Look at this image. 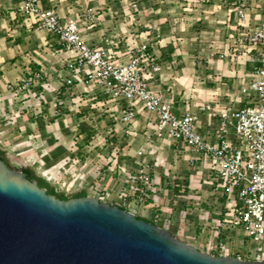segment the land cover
Listing matches in <instances>:
<instances>
[{
	"label": "crops",
	"instance_id": "0c3cea01",
	"mask_svg": "<svg viewBox=\"0 0 264 264\" xmlns=\"http://www.w3.org/2000/svg\"><path fill=\"white\" fill-rule=\"evenodd\" d=\"M241 1L213 0L199 4L197 0H145V3L137 0H41V5L64 18L80 19L81 36L91 47L122 55L130 47L148 44L155 64L161 69L153 74L151 87L163 93L177 116L188 113L197 116L199 132L206 141L214 143L221 113L247 107L256 96L249 86L259 61L249 60V52L239 44V38L264 21V7L262 11L256 10L253 0H245L246 20L240 22L236 8ZM18 9L15 0H0L1 116L12 112L18 101L31 94H40L42 90L52 93L59 90V96L73 87H83L89 94L92 89L88 91L89 88L78 81L71 88L65 86L70 77L67 64L72 53L63 47L55 34L40 29ZM88 10H92V15ZM38 72L43 73L48 83L42 82L29 92L19 89L18 85L25 78ZM27 100L21 104L34 101ZM33 103L39 110L35 119H42V103ZM106 103L120 116L128 108L126 102L110 100ZM202 106L210 109L203 111ZM52 110L55 114L57 105ZM136 116L131 126L133 134L124 131L130 142L126 157H120V161L131 164L137 152L144 149L154 187L159 193L163 194L164 188L173 189V195L180 192V188L188 189L189 195L185 198L193 201L186 204L190 206L197 202L201 211L207 214L203 216L217 218L224 198L217 187L211 163L180 143L157 139L151 130L154 115L140 109ZM234 132L230 127L226 139L235 142ZM159 193L158 206H163ZM151 203V206L139 209L141 215L138 217L159 222L161 226L163 220L173 217V235L195 236L199 243L208 238L209 231L203 230L202 221H196L202 215L197 219L189 216L185 220L182 215L180 223L181 220L171 214L172 208L158 209Z\"/></svg>",
	"mask_w": 264,
	"mask_h": 264
},
{
	"label": "built area",
	"instance_id": "2783aa9c",
	"mask_svg": "<svg viewBox=\"0 0 264 264\" xmlns=\"http://www.w3.org/2000/svg\"><path fill=\"white\" fill-rule=\"evenodd\" d=\"M15 1L19 4L20 13L33 20L40 29L55 34L63 47L72 53L67 64L70 72L65 83L67 88L78 81L89 89H100L116 100H124L128 108L122 112L120 121L126 126V134H133L131 126L138 111L143 109L155 116L151 130L157 139L180 143L211 163L224 201L217 218L201 217L202 228L209 231L210 236L199 247H195L214 256L264 262V21L239 38V44L249 52V60L259 61L249 86L256 96L247 107L221 113L217 140L210 143L199 132L197 116L190 113L177 116L163 93L151 87L153 74L161 69L155 64L148 44L130 47L122 55H113L106 49L91 47L86 42L81 36L80 19L64 18L54 10H45L41 0ZM212 1L197 0V3ZM244 9L245 0L236 8L240 22L246 20ZM92 13V10H88L89 15ZM43 79L42 72L33 73L18 87L29 92ZM55 92L59 94V90ZM209 109V106L201 107L203 111ZM230 127L235 131V142L226 139ZM115 163L114 169L111 168L114 170L112 181L118 180L122 184L115 197L111 195L110 189L98 183L89 186L87 177H83L76 185L63 181L60 189L55 187L56 191L70 193L77 189L78 193L87 192V197L117 205L134 215L137 210L151 206L147 204L148 201L159 208V190L154 187L145 150L138 151L131 164L125 161ZM47 178L50 183L52 176ZM173 219H167L166 226L173 224ZM248 240L252 241L253 247L248 250L247 257H243L241 247Z\"/></svg>",
	"mask_w": 264,
	"mask_h": 264
},
{
	"label": "water",
	"instance_id": "95a60500",
	"mask_svg": "<svg viewBox=\"0 0 264 264\" xmlns=\"http://www.w3.org/2000/svg\"><path fill=\"white\" fill-rule=\"evenodd\" d=\"M0 159V264H264L198 250L96 197L61 200Z\"/></svg>",
	"mask_w": 264,
	"mask_h": 264
},
{
	"label": "rangeland",
	"instance_id": "374dc122",
	"mask_svg": "<svg viewBox=\"0 0 264 264\" xmlns=\"http://www.w3.org/2000/svg\"><path fill=\"white\" fill-rule=\"evenodd\" d=\"M137 1L145 3V0ZM253 1L254 8L262 11L264 0ZM257 5L259 8L256 7ZM42 82L48 83L45 77ZM63 93L58 96L56 92H43L42 90L40 94H31L29 98H23L15 103L16 108L14 107L12 112L7 113L6 116L0 114V149L10 162L32 168L38 176L44 177L45 180L48 181L47 177L51 175L50 184L53 187L60 189L63 181L76 185L83 177H87L89 186L92 187L98 183L110 189L111 195L115 197L122 184L118 180L117 182L112 181L114 170L111 168L114 169L115 162L121 164L120 157H126L130 142V138L124 133L126 126L119 120L120 114L113 112L110 109L111 105L106 103L116 99L96 88H93L89 94L83 87H73L65 91V94ZM26 99L34 100L36 104L42 103L41 110L44 115L42 119H35V113L39 110L34 105V101L27 105L21 104ZM116 101L125 104L124 100ZM55 105H57V112L54 114L52 109ZM82 131H85V134ZM53 145L56 146L51 150ZM62 159H66L67 162H63ZM106 165L110 169H107ZM163 190V194L159 193V196L164 204L159 208L167 206L172 208L173 213L171 214L176 215L181 220L180 223L182 219L185 220L189 216L196 218L206 213L201 211V206H197V202L190 206L186 204L193 201L185 198L189 195L188 189L180 188V192H175L174 195L173 189L164 188ZM78 192L79 190L74 189L70 193L66 191L59 193L71 197ZM194 195L201 196L202 194ZM173 196L175 197L172 198ZM175 208L180 210L177 211ZM139 215L141 214L137 210L136 216ZM182 215L185 218H182ZM202 216L196 221L200 223ZM166 222L168 221H162V223ZM166 225L167 223L163 225V228L171 231L172 225ZM175 236L194 246L199 247L200 245L195 236L192 238L186 235L179 236V234ZM252 247L251 240L243 243L242 256L247 257L248 250Z\"/></svg>",
	"mask_w": 264,
	"mask_h": 264
},
{
	"label": "trees",
	"instance_id": "16d2710c",
	"mask_svg": "<svg viewBox=\"0 0 264 264\" xmlns=\"http://www.w3.org/2000/svg\"><path fill=\"white\" fill-rule=\"evenodd\" d=\"M82 133L85 134V131H82ZM0 159L2 161H4L7 165H9L8 164V158L6 157V154L1 149H0ZM23 173L26 175L27 179H29L31 181L32 180H36L41 187L46 188L48 190V193L50 195L56 196L57 198H59L61 200L85 198V197L88 196L87 192H80V193L75 194V195H73L71 197L70 196H66L64 194H60L59 192L56 191V188L53 187L48 181H46L44 178L38 176L32 168H29V167L23 168ZM150 203H151V201L150 202L148 201L147 204H150ZM136 217L139 218V219H143V218L138 217V216H136ZM143 220H146V219H143ZM149 222H151V221H149ZM151 223H153V224H155L157 226H161V224H158V223L153 222V221Z\"/></svg>",
	"mask_w": 264,
	"mask_h": 264
},
{
	"label": "flooded vegetation",
	"instance_id": "af4514ba",
	"mask_svg": "<svg viewBox=\"0 0 264 264\" xmlns=\"http://www.w3.org/2000/svg\"><path fill=\"white\" fill-rule=\"evenodd\" d=\"M8 164H9L8 166L11 167V165H10V161H9V160H8ZM23 168H27V167L22 166L20 169H18V168H13V167H12V169H16V170L21 171V172H23ZM26 178H27V177H26ZM28 180H29V179H28ZM30 181H31V180H30ZM31 182H36L39 188H41V189H45V190H46V193H47L48 195H50V194L48 193V190H47L46 188L41 187V186L39 185V183H38L36 180H32ZM55 197H56V196H55ZM58 199H59V198H58Z\"/></svg>",
	"mask_w": 264,
	"mask_h": 264
}]
</instances>
